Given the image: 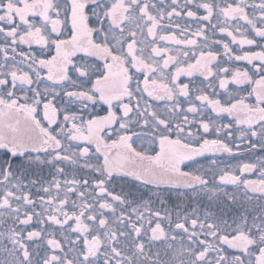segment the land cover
I'll return each instance as SVG.
<instances>
[{"label": "snow or ice", "instance_id": "6c2138e0", "mask_svg": "<svg viewBox=\"0 0 264 264\" xmlns=\"http://www.w3.org/2000/svg\"><path fill=\"white\" fill-rule=\"evenodd\" d=\"M0 264H264V0H0Z\"/></svg>", "mask_w": 264, "mask_h": 264}]
</instances>
